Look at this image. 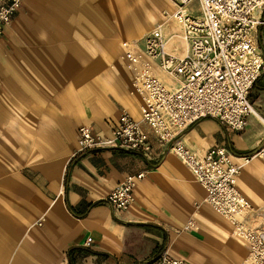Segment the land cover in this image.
Returning a JSON list of instances; mask_svg holds the SVG:
<instances>
[{"label":"crops","instance_id":"crops-1","mask_svg":"<svg viewBox=\"0 0 264 264\" xmlns=\"http://www.w3.org/2000/svg\"><path fill=\"white\" fill-rule=\"evenodd\" d=\"M128 2L23 0L0 37V264H145L164 252L184 264H240L248 255L232 225L204 202L206 192L189 168L147 125L150 153L75 154L80 127L106 137L122 112L141 119L122 42L142 46L161 26L169 53L187 51L171 2L154 0L161 18L147 31L131 24ZM256 17L264 20V8ZM169 20L178 31L166 35ZM252 39L264 57V26ZM155 75L177 86L160 70ZM249 100L257 115L246 118L242 131L203 118L178 132V140L196 157L216 146L235 162L254 153L264 143V70ZM138 173L144 179L136 181L132 204L115 210L107 195ZM237 189L253 207L240 220L264 225L263 161L242 168Z\"/></svg>","mask_w":264,"mask_h":264},{"label":"built area","instance_id":"built-area-1","mask_svg":"<svg viewBox=\"0 0 264 264\" xmlns=\"http://www.w3.org/2000/svg\"><path fill=\"white\" fill-rule=\"evenodd\" d=\"M23 0H1L0 37L20 10ZM175 6L170 15L183 30L187 43L184 56L167 51L161 26L152 29L138 42L121 43L127 68L133 73L131 87L142 101L141 119L135 121L122 112L109 136L94 133L82 126L77 131L75 154L95 149H125L147 154L151 152L145 124L155 140L167 146L195 181L205 190L204 202L233 227V235L248 248L240 264H264V225L246 226L240 217L253 211L248 200L237 189L242 168L253 159L264 162V143L254 153L234 161L223 146L194 156L178 140L177 133L203 118H214L233 132L246 126V118L256 115L249 94L264 70V57L253 42L252 33L264 20L256 12L264 8V0H168ZM197 1L199 15L188 13L187 7ZM158 69L177 86H168L155 75ZM143 173L127 176L108 195L107 202L117 211H126L133 202L136 181ZM264 211V207L262 208ZM192 223L184 228L188 230ZM90 241L86 242L88 246ZM145 264H184L164 252Z\"/></svg>","mask_w":264,"mask_h":264},{"label":"rangeland","instance_id":"rangeland-1","mask_svg":"<svg viewBox=\"0 0 264 264\" xmlns=\"http://www.w3.org/2000/svg\"><path fill=\"white\" fill-rule=\"evenodd\" d=\"M128 4L130 6L131 24L139 23L141 25L140 28H143L145 31L152 27V24H154V19L159 20L161 18V7L157 5L154 0H129ZM188 9L193 12L194 15H199V7L197 1L192 2ZM165 14L167 13L165 12ZM176 25L177 24L173 20L167 21L163 28L164 33L166 35H170L178 31ZM258 112L260 115L262 114V112Z\"/></svg>","mask_w":264,"mask_h":264},{"label":"bare ground","instance_id":"bare-ground-1","mask_svg":"<svg viewBox=\"0 0 264 264\" xmlns=\"http://www.w3.org/2000/svg\"><path fill=\"white\" fill-rule=\"evenodd\" d=\"M256 115H257V113H256Z\"/></svg>","mask_w":264,"mask_h":264}]
</instances>
